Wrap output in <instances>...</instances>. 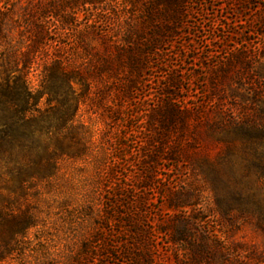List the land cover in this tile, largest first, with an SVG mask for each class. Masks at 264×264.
I'll list each match as a JSON object with an SVG mask.
<instances>
[{
    "label": "rangeland",
    "instance_id": "rangeland-1",
    "mask_svg": "<svg viewBox=\"0 0 264 264\" xmlns=\"http://www.w3.org/2000/svg\"><path fill=\"white\" fill-rule=\"evenodd\" d=\"M138 4L133 10L122 0H103L91 17L106 31L123 32L126 20L143 11ZM184 6L178 18L165 7L164 16L156 12L152 22L145 20L142 44L156 27L167 25L170 32H158L161 45L145 58L130 98L120 97L114 86L94 88L80 105L78 120L90 130L92 150L62 161L50 181L28 185L17 207L29 205L39 224L4 264H135L126 254L133 245L124 242H134L133 222L143 221L158 231L153 250L159 264H241L220 254L194 258L210 228L240 256L264 252V232L254 219L238 220L232 228L213 212L209 171L222 161L225 141L233 139L223 126L256 112L264 116V0H187ZM77 16L86 17L84 11ZM87 43L104 50L96 36ZM41 71L29 75L34 90ZM169 106L184 112L182 122L170 125L157 142V113ZM248 181L264 198V184L254 176ZM190 188L197 199L174 208ZM5 195L12 202L13 195ZM179 229L186 238L173 244ZM112 246L122 253L109 254Z\"/></svg>",
    "mask_w": 264,
    "mask_h": 264
},
{
    "label": "trees",
    "instance_id": "trees-1",
    "mask_svg": "<svg viewBox=\"0 0 264 264\" xmlns=\"http://www.w3.org/2000/svg\"><path fill=\"white\" fill-rule=\"evenodd\" d=\"M21 2L0 0V264L12 258L25 244L29 231L39 224L29 205L23 210L17 207L28 185L50 181L62 161L82 159L92 150L90 130L78 120L80 105L94 93V88L105 92L114 86L120 97L130 98L144 70L145 58L161 45V34L170 32L167 25L163 30L156 27L150 42L142 44L145 20L152 22L156 12L164 16L165 7L178 18L187 0H122L130 9L138 10V3L143 8L126 20L123 32L106 31L91 17L103 0ZM81 11L86 17L79 19ZM92 36L102 42L103 52L88 47ZM38 67H42L41 84L34 90L29 75ZM158 112L160 132L154 137L157 142L163 140L170 125L182 122L180 116L184 115L170 106ZM222 130L232 131L228 134H233V139L225 141L222 161L210 165V207L232 228L238 220L254 219L264 232V198L248 181L254 176L264 184V116L256 112L247 118H235ZM6 192L13 195L12 202ZM183 192L186 201L176 203L174 208L191 205V200L197 199L193 188ZM146 224L133 222L134 242L127 239L124 244H132L134 249L126 254L134 257L135 264H159L153 250L158 231ZM185 234L184 229H179L178 236L172 235L170 242L185 239ZM199 240L194 258L220 254L225 258L235 256L241 264H264V252L240 256L236 250L230 251L211 228ZM113 251L122 253L113 246L108 253Z\"/></svg>",
    "mask_w": 264,
    "mask_h": 264
}]
</instances>
